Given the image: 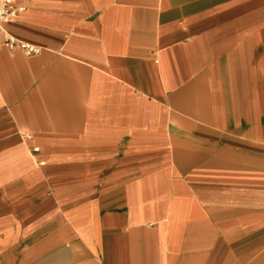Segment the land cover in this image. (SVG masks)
I'll use <instances>...</instances> for the list:
<instances>
[{
	"label": "crops",
	"instance_id": "obj_1",
	"mask_svg": "<svg viewBox=\"0 0 264 264\" xmlns=\"http://www.w3.org/2000/svg\"><path fill=\"white\" fill-rule=\"evenodd\" d=\"M7 1L0 264H264V0Z\"/></svg>",
	"mask_w": 264,
	"mask_h": 264
},
{
	"label": "built area",
	"instance_id": "obj_2",
	"mask_svg": "<svg viewBox=\"0 0 264 264\" xmlns=\"http://www.w3.org/2000/svg\"><path fill=\"white\" fill-rule=\"evenodd\" d=\"M25 7L23 4L13 5L7 0H0V30L3 22L9 21L16 16V14ZM6 45L9 49H19L26 56L35 55L40 51V48L36 45L18 40L12 36L6 37Z\"/></svg>",
	"mask_w": 264,
	"mask_h": 264
}]
</instances>
